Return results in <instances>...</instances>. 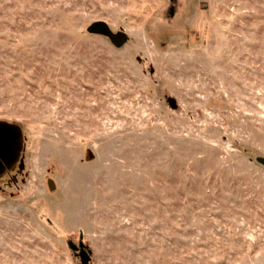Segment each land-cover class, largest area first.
<instances>
[{
    "label": "rangeland",
    "instance_id": "1",
    "mask_svg": "<svg viewBox=\"0 0 264 264\" xmlns=\"http://www.w3.org/2000/svg\"><path fill=\"white\" fill-rule=\"evenodd\" d=\"M0 133V264H264V0H0Z\"/></svg>",
    "mask_w": 264,
    "mask_h": 264
},
{
    "label": "water",
    "instance_id": "2",
    "mask_svg": "<svg viewBox=\"0 0 264 264\" xmlns=\"http://www.w3.org/2000/svg\"><path fill=\"white\" fill-rule=\"evenodd\" d=\"M87 33L106 37L116 48L121 47L126 40L125 35L122 33H113L107 24L101 21L91 23L87 27ZM256 161L264 167V158L257 157ZM67 247L73 253V256L79 259L80 264H89L91 252L87 250L81 238L77 245L73 244V242H67Z\"/></svg>",
    "mask_w": 264,
    "mask_h": 264
},
{
    "label": "trees",
    "instance_id": "3",
    "mask_svg": "<svg viewBox=\"0 0 264 264\" xmlns=\"http://www.w3.org/2000/svg\"><path fill=\"white\" fill-rule=\"evenodd\" d=\"M2 132V131H1ZM4 132V131H3ZM3 135H1L0 133V161L2 158H4V156L10 152L11 150V142H9V137L4 135V133H2ZM6 136V137H5Z\"/></svg>",
    "mask_w": 264,
    "mask_h": 264
}]
</instances>
